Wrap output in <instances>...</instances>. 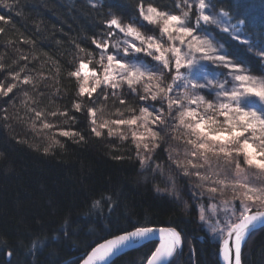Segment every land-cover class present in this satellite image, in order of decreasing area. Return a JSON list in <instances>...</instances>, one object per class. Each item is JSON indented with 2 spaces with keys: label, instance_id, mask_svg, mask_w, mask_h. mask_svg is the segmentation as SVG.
<instances>
[{
  "label": "snow or ice",
  "instance_id": "6c2138e0",
  "mask_svg": "<svg viewBox=\"0 0 264 264\" xmlns=\"http://www.w3.org/2000/svg\"><path fill=\"white\" fill-rule=\"evenodd\" d=\"M87 3L92 9L102 7L100 0ZM0 6L11 9L15 5L0 0ZM131 7L138 15L130 23L111 10L99 21L102 29L91 40L99 50L98 57L76 45L82 55L75 70L68 73L76 78L78 86V99L72 108L87 114L90 133L95 137L106 133L121 141L130 140L142 168L153 165V155L162 143L175 139L176 147L166 150L170 166H174L177 176L193 181L189 188L194 201H216L210 205L211 215H206L204 203L197 205L199 220L216 235L225 264H243L242 250L248 239L264 228V179H260L264 178V75H252L231 58L224 45L217 43L213 29L247 45L238 28L245 21L237 19L235 25L231 24L235 12L230 15V10L218 6L217 0H174L175 11L168 5L145 7L143 0ZM0 22L10 24L11 17L0 15ZM149 26L155 34L140 30ZM4 32L5 28L0 27V33ZM21 40L34 44L24 37ZM258 56L264 61V51ZM20 59L25 63L17 64L19 70L0 63V71L8 73L4 80L10 77L11 81H0V123L20 119L17 92L28 88L20 103L33 129L51 133L47 137L50 147H63L57 136L83 142L85 137L80 132L56 123L61 117L65 118L64 125L69 120L75 122L76 117L69 116L67 109L40 108L44 95L40 87L48 77L28 68L27 54ZM126 95L146 106L137 109L127 105L122 98ZM110 96L123 110L116 108L108 114L116 118H98L97 113L104 108L90 105L101 97L107 102ZM9 105L12 113L8 112ZM170 128L179 135L171 136L167 131ZM44 151L47 153L49 148ZM153 172L163 176L164 169L155 164ZM253 173V179H249ZM167 180L171 183L167 191L179 198L175 177L169 175ZM156 191L166 190L157 187ZM229 191L231 196L224 198ZM101 200L111 197L102 196ZM157 239L159 243L147 256L146 264H171L182 254V230L137 220L130 222L129 229L97 243L82 264H106L118 253ZM190 253L194 254V249L190 248ZM6 254L12 256L14 252Z\"/></svg>",
  "mask_w": 264,
  "mask_h": 264
},
{
  "label": "trees",
  "instance_id": "16d2710c",
  "mask_svg": "<svg viewBox=\"0 0 264 264\" xmlns=\"http://www.w3.org/2000/svg\"><path fill=\"white\" fill-rule=\"evenodd\" d=\"M9 3L15 6L11 9L0 6V15L11 17L10 24L0 22V27L5 28L0 33V63L19 70L17 64L25 63L20 56L27 54L28 68L48 77L44 81L46 86L40 87L44 94L40 108L67 109L69 116L76 117L75 122L69 120L64 125L65 118L61 117L56 123L80 132L85 140L77 143L57 136L63 147H50L47 137L51 133L33 129L20 103L23 91L30 89L17 92L16 110L20 119L0 123V264H79L97 243L119 234L121 229H129L130 222L137 220L182 230L183 251L171 264H219V244L211 239L198 218L197 205L204 203L205 210L210 212V202L194 201L187 190L191 183L183 177L179 181L175 177L179 198L170 195L167 191L171 188L167 180L170 174L166 171L161 176L153 172L155 164H160L164 171L167 169V147L162 146L154 153L151 167L142 168L130 140L121 141L106 133L95 137L90 133L87 114L72 108L78 99V86L76 78L68 73L75 70L82 55L76 45L98 57L99 50L91 40L102 29L99 21L111 10L125 23L132 22L138 13L131 5L137 0H100L102 7L97 9H92L87 0H9ZM173 3L174 0H143L145 7L168 5L175 11ZM217 3L230 10V15L235 12L231 24L235 25L237 19L245 21L238 28L248 44L213 29L217 43L224 45L230 57L247 67L252 75H264V61L253 50L264 49V0H217ZM147 28L148 34H155L152 26ZM21 37L34 44L22 42ZM7 75L0 71V81L11 82L10 77L4 80ZM122 98L137 109L146 106L134 103L130 96ZM90 106L104 108L97 113L99 118H116L108 114L122 108L111 96L107 102L101 97ZM8 112H13L10 105ZM45 148H49L47 153ZM117 156L124 159H115ZM157 187L166 191L158 192ZM102 196L111 200H101ZM97 200L101 203L94 206ZM155 247V242L146 243L110 264H145ZM9 250H13L12 256L6 254ZM242 251L243 264H264V228L252 234Z\"/></svg>",
  "mask_w": 264,
  "mask_h": 264
},
{
  "label": "rangeland",
  "instance_id": "374dc122",
  "mask_svg": "<svg viewBox=\"0 0 264 264\" xmlns=\"http://www.w3.org/2000/svg\"><path fill=\"white\" fill-rule=\"evenodd\" d=\"M231 23V22H230ZM234 25V24H233ZM137 27H139V25L137 26ZM142 32H145V33H147V30H148V28L147 27H145V28H141L140 29ZM148 34V33H147ZM240 34H241V40H244L245 38H244V35H243V33H241L240 32ZM253 50H254V52L258 55V53L260 52V51H264V49H256V47H254L253 48ZM98 118H99V116H98ZM170 134H171V136H176V135H179V132L178 131H173L171 128L170 129H168L167 130ZM164 134L163 133H161V136H163ZM177 141L175 140V139H172V138H169L168 139V142L167 143H162L161 144V146L160 147H167L166 149H174L175 147H176V145H177ZM167 155H168V152H167ZM168 159V158H167ZM169 160V159H168ZM167 171V174H170V175H173L174 177H179L178 178V180L177 181H179L180 180V176H177L176 175V173H175V168H174V166H170V161H169V164H168V166H167V169H165V171L164 172H166ZM253 177H254V173L253 174H250L249 175V179H253ZM184 179H186L189 183H193V181H191V180H188L187 178H184ZM260 179H264V178H260ZM259 181H257V183H258ZM176 185H177V190L179 191V187H178V182H176ZM189 186V185H188ZM183 190V189H182ZM187 190H188V192L190 193V195H191V197H192V190H190V188H188L187 187ZM184 191V190H183ZM171 195H174V194H171ZM176 196V195H175ZM231 196V192L229 191V192H226L225 193V197L224 198H228V197H230ZM218 200L219 199H221V197H218L217 198ZM209 201V200H208ZM210 202V204H212V203H216V201H209ZM206 211V215H211V209H210V212H208L207 210H205ZM203 223V222H202ZM204 224V223H203ZM204 227H205V229L209 232V236L211 237V239L214 241V242H218V244H219V241H218V239H217V237H216V235L215 234H213L212 232H211V230H210V228H208L205 224L203 225Z\"/></svg>",
  "mask_w": 264,
  "mask_h": 264
},
{
  "label": "water",
  "instance_id": "95a60500",
  "mask_svg": "<svg viewBox=\"0 0 264 264\" xmlns=\"http://www.w3.org/2000/svg\"><path fill=\"white\" fill-rule=\"evenodd\" d=\"M102 242H103V241H102ZM151 242H155V243H156V246H157L158 243H159V240H158V239H157V240H152ZM141 244L144 245V244H146V243L141 242ZM138 247H140V245H138V246H136V247H134V248H132V249H130V250H125V251H123L122 253H118L117 255L111 257L110 260L106 262V264H110V263H111L114 259H116L117 257H119V256H121V255H123V254H125V253H127V252H129V251H131V250H133V249H136V248H138ZM84 258H86V255L81 259V261L79 262V264H82V261H83ZM218 262H219V264H225V262H224V260H223V258H222V255H220V253H219V245H218ZM145 264H146V263H145Z\"/></svg>",
  "mask_w": 264,
  "mask_h": 264
}]
</instances>
